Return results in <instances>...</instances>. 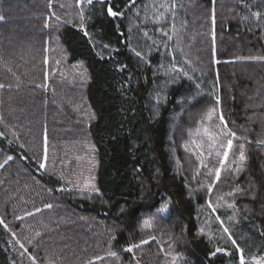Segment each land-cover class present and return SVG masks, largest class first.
Masks as SVG:
<instances>
[{"label":"trees","instance_id":"16d2710c","mask_svg":"<svg viewBox=\"0 0 264 264\" xmlns=\"http://www.w3.org/2000/svg\"><path fill=\"white\" fill-rule=\"evenodd\" d=\"M76 2L0 0V183L28 185L16 195L32 199L14 205V189L0 188V264H171L177 254V264H238L229 233L245 259L264 256V0H239L237 19L218 21L219 90L212 62L185 55L191 0H168L176 24L164 19L162 44L147 0ZM209 109L236 133L223 166L210 149L200 165L186 153ZM88 146L93 167L71 173ZM45 154L53 165L42 169ZM85 171L88 191L73 181ZM22 207L51 222L25 227Z\"/></svg>","mask_w":264,"mask_h":264},{"label":"rangeland","instance_id":"374dc122","mask_svg":"<svg viewBox=\"0 0 264 264\" xmlns=\"http://www.w3.org/2000/svg\"><path fill=\"white\" fill-rule=\"evenodd\" d=\"M54 1L55 0H53V2ZM80 1H83V0H80ZM98 1H102V0H98ZM238 1L239 0H191L192 5L188 8H186L188 10L185 13V15H186L185 22H183V25H180V27H179V30H181V32H182V33L180 32L181 34H179V35H182L181 39H182L184 46L186 47L185 55L189 56V57H190V55L192 57L196 56L195 57L196 59L193 60L195 63H197L199 61L212 62L211 67H213L214 71L216 72L215 75L217 77L216 79H217V89L218 90H219V87L221 86V82L218 78L219 77L218 76V73H219L218 72V69H219L218 65L221 62L220 61L221 59L218 57V55L219 54L224 55V53H225L223 48L219 47L217 45L218 42H216V37L219 34L218 21L219 22H221V21L225 22L228 18L232 21L236 20L237 19L236 7L238 5ZM76 3H78V2H76ZM148 3H152L150 5V7L147 8L149 10L150 21H152L154 19L153 25L156 26V28H157L156 34L158 35V39L160 40V44H162L164 41L163 40V28H162L164 23H165L164 19L168 15H170V21L174 22V24H176V18H175L176 8H175V6L174 7L172 6L173 4H171V6H170V3L168 2V0H156V2H154V0H147L146 4L148 5ZM161 4L166 5V7H160ZM76 6L79 7L78 4H76ZM50 11H52V9ZM81 13H82V9L78 8L77 10L73 11L71 16H74L78 19V17L81 16ZM161 13H162V15H161ZM46 14L47 13H45V15H44V17H45L44 18V24L48 22L46 19V16H49V15H46ZM208 19H209V21H212V22H207ZM184 23H185V25H184ZM49 24L55 26L54 22H49ZM203 24H204V26H203ZM202 26L206 27L205 33H203ZM54 49L55 48H53V47L51 49L50 59H52V61H56L58 59V56H57L58 52L56 55ZM195 63H194V65H196ZM66 69L67 70H63L58 66V73H60L59 75L68 74L67 76L73 77V74L77 75V76L80 74L78 72L77 66H74L73 69H71L70 67H68ZM196 123L197 124L193 127L194 128L193 131L189 132L190 134H189V136L185 142V146L188 149V150L186 149L187 150L186 153L189 156H191V154H193L191 157V158H193V163L196 164L198 162L200 165L202 157H203L205 151L208 152V149L213 151L215 154L217 153V151H219L221 153L219 155L220 160L223 159V150H224V148L227 147V137L222 138V142L224 145V148H222L220 141H217L215 144H213V141L204 132V129L207 128L210 133L219 134L222 127L220 128L219 124L216 123V120L214 121L212 118L208 119L207 116H205V118L202 119L201 121L200 120L197 121ZM229 139H231V138H229ZM233 145H235V143ZM233 148L234 147L232 146V148L229 150V155L232 154ZM41 153H42V156H44V145L41 147ZM46 157L49 159V163L47 162V158L45 159V157H44V160H42L43 163L45 161V163H47L49 166H52L53 160L51 158H49L50 157L49 154H46ZM69 162H67V163H69ZM81 163H83L85 165L82 166ZM86 165L93 167V154H92V150L90 149V147H89V150H87L86 154L79 155L76 158V160L74 162V166H72V169L70 170V172L73 173V172L78 171L80 169L86 168ZM0 169H1V167H0ZM15 177L16 176H13V178H15ZM80 177H82V179H85V180L83 181L82 184L79 183L78 188L80 190H82V189L87 190V191H88V189L91 190L93 188V184H94L93 173H89L87 171L81 172L79 174V176H77L73 179V181H78V179ZM13 178H11V180ZM74 183L78 184V182H74ZM86 184L88 185V187H85ZM4 185H7L10 188L14 189L15 194H12L13 196L11 198V199H15L12 202V203H14V205L26 206V205L30 204V202L32 200L31 198L28 199V197H27V198L23 199L22 197H19L16 195V194H20L23 196V194H21V192H20V188H23L24 190H28V189H30V188H27L28 185H24V184L21 185V183H18L17 180L16 181L12 180L11 183H7V182L6 183H0L1 190H2V187ZM2 192L7 194V192H5L3 190H2ZM9 196H11V195L9 194ZM0 199L3 200V196H0ZM19 212L22 215L18 214V217H16L17 219H19V217H21V219L28 217L22 223V224H24L25 227L30 226V224H32V223H36V224L41 223L44 226H48V222H51V220H50L51 217H49L50 216L49 214H47L45 216L44 215L41 216L39 213H35V212H37L36 209H32L31 211L30 210L26 211L22 207V209H20ZM52 212H55V214H60L54 209H52ZM29 213H31V215H29ZM4 221L6 222L7 220H4ZM14 223L15 222H13V224ZM165 254H166V252H165ZM246 261H247V264H253L252 257L246 259ZM238 264H240V262Z\"/></svg>","mask_w":264,"mask_h":264},{"label":"snow or ice","instance_id":"6c2138e0","mask_svg":"<svg viewBox=\"0 0 264 264\" xmlns=\"http://www.w3.org/2000/svg\"><path fill=\"white\" fill-rule=\"evenodd\" d=\"M80 2V0H78V3ZM86 3L91 5L93 3V0H86ZM130 3L131 4H134L135 3V0H130ZM173 7L175 5H172ZM160 7H166V5L164 4H161ZM108 15L111 16V17H116V16H120V15H123L122 12H119V11H114L113 10V7L112 6H109L108 9ZM162 15V13H161ZM84 17H83V14H81V21H83ZM47 26V25H46ZM84 25H83V22L81 23V28H83ZM85 35H87V32H85ZM169 39H171V37H169ZM136 55L137 56H140L141 53L140 52H136ZM45 63H47V59H45ZM0 87H3V85H0ZM217 103H219V100L217 98ZM213 109H209L208 113H207V116L208 118H211L212 116V113H213ZM220 121H221V125H222V128L219 132V134H212L208 131L207 128L204 129V132L206 135L209 136V138L213 141V144H215L217 141H220L221 142V147L224 148V145H223V142H222V138H225V137H232V138H235L236 137V133L235 132H231L230 130H228L227 128V125L224 123V118L223 116L220 117ZM2 135V134H0ZM258 143L260 144H264V141H258ZM233 146V140L232 139H227V147L224 148L223 150V159H221L219 161V163L223 166L226 162V160L228 159V155H229V150L232 148ZM241 147V153H240V161H243L244 160V153H243V145L240 146ZM45 153H46V150H45ZM221 153L219 151H217L216 155L219 156ZM46 154H45V159H46ZM8 159H11V157H8ZM201 163L203 164V161H201ZM45 163L41 162L40 163V168H45ZM206 166V165H205ZM0 167H2V165H0ZM212 170L209 169V172H211ZM220 172H221V169L220 168H216L215 169V175H216V179L219 180V177H220ZM85 187H88V185L86 184ZM94 187V185H93ZM213 189L211 187V185H209L208 187V191L211 192ZM229 195H231V193H229ZM220 199H223V197H221ZM46 207H51V205H46ZM208 207L209 208H212L213 209V212H215V208L213 207V205L211 203L208 204ZM228 207H232V205H228ZM166 210V206L161 208L160 211H165ZM37 211H39V209H37ZM29 215H31V213H29ZM217 220H220V217L217 216L216 217ZM0 223H3V221H0ZM221 226L223 227V222L221 221ZM7 227V226H5ZM143 227L144 228H149L151 227V221L148 220V219H145L143 221ZM223 231L225 233H229V229L224 227L223 228ZM201 232H203V229H201ZM37 235H39V233H37ZM154 239V238H153ZM227 239L229 241H231V244L236 248V251L238 253H240V257H239V261H240V264H247V261L245 259V255H244V251L243 249L237 244V241L233 238V236L229 233ZM141 243H147V241H141ZM21 247H23V245H21ZM134 247H139V245H131L129 247H127L125 249V251H128V252H132L133 251V248ZM220 251H223V249L217 247L216 249V252H220ZM216 253H212V255H215ZM109 256H116V253L115 252H109L108 253ZM179 258V254L177 255H174L172 257V264H176V261L177 259ZM96 259L98 260H103V257H96ZM252 261H253V264H264V256H260V257H257V256H252Z\"/></svg>","mask_w":264,"mask_h":264}]
</instances>
